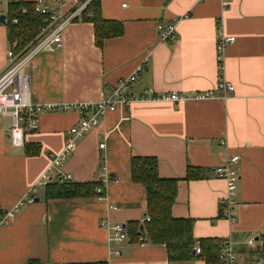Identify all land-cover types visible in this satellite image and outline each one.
<instances>
[{"label": "crops", "instance_id": "crops-1", "mask_svg": "<svg viewBox=\"0 0 264 264\" xmlns=\"http://www.w3.org/2000/svg\"><path fill=\"white\" fill-rule=\"evenodd\" d=\"M9 1L0 0V13L7 11ZM48 1L65 17L81 0ZM98 2L101 16L120 21L122 33L97 44L92 23L75 16L60 32L59 45L50 43L27 61L30 101L98 102L137 67L141 70L128 87L130 95L151 90L157 96L176 92L183 98L132 100L126 108L98 115L75 140L74 150L49 172V182L65 173L70 182L98 181L104 166L113 179L103 186V197L45 199L43 187H38V199L21 204L0 226V264L30 259L42 264H220L218 247L168 260L163 244L149 242L143 231L139 243L128 232L131 223L142 225L147 206L146 190L130 176L133 155L154 156L157 174L177 179L170 213L193 219V251L196 239L229 237L239 264H251L246 240L254 238L258 248L264 247V0ZM158 21H174L172 40L158 38ZM218 29L234 36L220 61ZM9 48L7 25L0 22V72L7 66ZM220 80L233 85V92L219 88ZM204 91L212 96L194 97ZM78 117L76 110L44 111L37 128L14 146L8 137L11 115L0 114V215L46 172L50 156L60 153L67 129ZM35 145L36 153L24 151ZM235 154L239 177L230 220L220 215L226 182L213 169ZM187 166L201 168L202 175L184 179ZM112 222L126 230L117 245L119 254L109 245L106 225Z\"/></svg>", "mask_w": 264, "mask_h": 264}, {"label": "built area", "instance_id": "built-area-1", "mask_svg": "<svg viewBox=\"0 0 264 264\" xmlns=\"http://www.w3.org/2000/svg\"><path fill=\"white\" fill-rule=\"evenodd\" d=\"M90 0H81L80 6L68 16H61L58 12L53 11L51 4L48 0H34L33 8L35 12L43 16L46 24L38 29V39L22 54H16L13 49L9 48L7 52L8 62L7 66L0 72V114L11 115V127L8 132V137L11 143L21 145L23 142L24 134L34 131L38 126V115L44 111H73L76 110L79 117L71 127L67 129L66 137L64 139L63 146L60 153L52 154L50 156L49 167L46 172L41 174L36 182L25 193L23 199L19 200L16 205L11 209L4 211L0 215V226L9 222L13 215L18 211V207L25 202H32L35 198V193L38 187H43L49 182V172L52 171L53 167L60 165L61 159L69 155L74 150L75 140L84 135L91 127L97 122L96 117L102 114L104 111L116 110L117 108H126L132 100H147V99H168L171 101L180 100L183 98L181 95L175 93H165L157 96L151 92V90H145L144 93L139 95H130L129 85L137 78V73L141 70V67H137L133 70L130 75L122 77L117 80L116 84L111 88L110 93L99 100L98 102H78V103H32L29 99V78L24 72V68L30 57L37 52L42 50L44 47H49L50 43H54L55 46L60 43V36L62 29L74 19L75 16L81 14L84 7L89 3ZM1 5V2H0ZM1 7V6H0ZM4 14V20H6V11ZM13 22L17 20L11 18ZM155 28L157 29V35L160 40L168 41L172 40L175 35L174 21L172 22H161L156 23ZM234 36H227L218 29L216 34V52L218 60L221 59L222 50L231 42H233ZM221 69V65H219ZM218 87L223 89L225 93L233 92V85L228 82L220 80ZM212 96V92L204 91V93H196L194 97L204 98ZM100 144L99 147H102ZM228 159L221 166L213 169V173L217 177L224 178L226 182V195L221 200V216L226 217L230 220L234 219V205L236 195V183L239 177L237 169L234 167L238 161V155H230ZM70 175L65 173L62 178L69 180ZM100 182L99 186L95 188L96 192H100L103 186L108 180L113 179L109 177L105 172L104 166H101L100 172L97 176ZM96 197H103V195H96ZM142 221H149V216L144 215ZM108 240L111 250L114 254H119L117 245L122 242L125 238L126 230L123 224L112 222L108 223ZM139 243H143L144 237L138 234ZM246 245L249 246L251 264H264V257L259 256L257 249L258 246L255 244L254 238L246 240ZM194 247L197 253L201 251L199 246V240L196 239ZM219 248V261L220 264H239L237 260L236 252L232 246V241L229 237L221 238L218 242Z\"/></svg>", "mask_w": 264, "mask_h": 264}, {"label": "trees", "instance_id": "trees-1", "mask_svg": "<svg viewBox=\"0 0 264 264\" xmlns=\"http://www.w3.org/2000/svg\"><path fill=\"white\" fill-rule=\"evenodd\" d=\"M100 2L90 0L80 14V19L88 20L93 25L95 42L100 44L104 38L114 37L122 33V23L118 20L104 19L100 14ZM33 1L11 0L7 3L6 22L9 35V45L16 54H22L27 47L38 39V29L46 24L43 16L35 12ZM17 21L13 22L11 18ZM220 64V63H219ZM27 154L36 153L37 146H25ZM202 169L197 166H187L186 180L200 177ZM130 176L132 181L140 183L146 190V212L149 221L131 223L128 232L138 239L142 231L147 240L163 244L168 260L181 261L192 256L193 236L191 227L193 219L174 218L170 213L177 192V179L161 178L157 174V161L154 156L133 155L130 158ZM99 181L70 182L57 180L47 182L43 186L44 198L49 197H84L104 195L103 189L98 193L95 188ZM221 215V213H220ZM143 229V230H142ZM218 242L213 238L199 239V246L215 251ZM206 250V251H207ZM202 251V250H201ZM200 251V252H201ZM219 251V248H218ZM199 252V253H200ZM259 256L264 257V247L257 249ZM207 258V256H206ZM25 264H42L37 259H30ZM77 264H106L103 261L79 262Z\"/></svg>", "mask_w": 264, "mask_h": 264}, {"label": "water", "instance_id": "water-1", "mask_svg": "<svg viewBox=\"0 0 264 264\" xmlns=\"http://www.w3.org/2000/svg\"><path fill=\"white\" fill-rule=\"evenodd\" d=\"M0 22L4 23L5 20H4V14L3 13H0ZM38 198H35V200H37ZM194 252V251H192Z\"/></svg>", "mask_w": 264, "mask_h": 264}, {"label": "rangeland", "instance_id": "rangeland-1", "mask_svg": "<svg viewBox=\"0 0 264 264\" xmlns=\"http://www.w3.org/2000/svg\"><path fill=\"white\" fill-rule=\"evenodd\" d=\"M4 8H3V6H2V4H1V8H0V10H3Z\"/></svg>", "mask_w": 264, "mask_h": 264}]
</instances>
